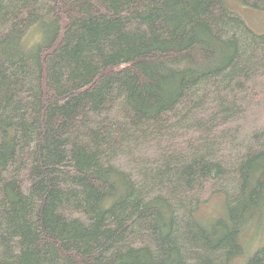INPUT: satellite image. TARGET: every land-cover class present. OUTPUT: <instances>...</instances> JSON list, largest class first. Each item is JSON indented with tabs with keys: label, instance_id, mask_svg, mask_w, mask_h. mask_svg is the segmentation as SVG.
Segmentation results:
<instances>
[{
	"label": "trees",
	"instance_id": "obj_1",
	"mask_svg": "<svg viewBox=\"0 0 264 264\" xmlns=\"http://www.w3.org/2000/svg\"><path fill=\"white\" fill-rule=\"evenodd\" d=\"M236 5L264 10L0 0V264H264L235 262L264 224V33Z\"/></svg>",
	"mask_w": 264,
	"mask_h": 264
},
{
	"label": "rangeland",
	"instance_id": "obj_2",
	"mask_svg": "<svg viewBox=\"0 0 264 264\" xmlns=\"http://www.w3.org/2000/svg\"><path fill=\"white\" fill-rule=\"evenodd\" d=\"M234 10L243 18L247 26L252 30H254V32L264 33V10L255 9L254 7H250L247 5H236L234 6ZM250 111L251 110L247 112L246 117L248 118V120L250 118V123L253 124L257 122V119L259 118V116H261V111L260 109L256 113L255 112L250 113ZM246 132L249 133L250 130L248 129ZM223 146L226 147L225 145ZM215 147H218V143L216 144ZM216 152L217 153L214 155L213 159H219L220 156L222 155V152L219 151L218 149L216 150ZM120 163L125 168L128 167L125 165L127 164L126 160H123ZM229 191L230 194H232L233 189ZM206 195H204V198L200 201L199 203L200 206L198 204V209L196 214H198L199 217H203L206 220H210L211 218L218 216L219 213L221 212V209H223V203H222L223 200L221 196L216 195L213 197L211 196V194H209V192H207ZM251 231L252 228H249L243 239L245 245L249 246L248 248L249 250L247 253L244 254V256H240L236 258L235 262L237 263L242 262L244 259L245 260L248 259L252 255L254 249L256 248L258 249L259 247L264 245V224L261 225L259 229H257L256 234L252 233Z\"/></svg>",
	"mask_w": 264,
	"mask_h": 264
}]
</instances>
